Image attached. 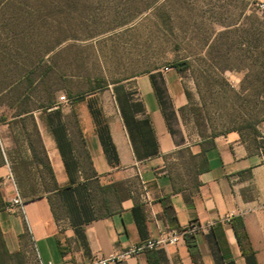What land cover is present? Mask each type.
<instances>
[{
  "label": "crops",
  "instance_id": "crops-1",
  "mask_svg": "<svg viewBox=\"0 0 264 264\" xmlns=\"http://www.w3.org/2000/svg\"><path fill=\"white\" fill-rule=\"evenodd\" d=\"M183 74L171 66L70 90L69 103L2 118L1 251L17 264L30 247L39 264L88 262L198 222L212 225L114 264H264V149L235 130L200 137L172 121L188 104ZM24 123L44 163L26 137L19 150Z\"/></svg>",
  "mask_w": 264,
  "mask_h": 264
},
{
  "label": "rangeland",
  "instance_id": "rangeland-1",
  "mask_svg": "<svg viewBox=\"0 0 264 264\" xmlns=\"http://www.w3.org/2000/svg\"><path fill=\"white\" fill-rule=\"evenodd\" d=\"M255 2L0 0V120L88 93L97 79L106 86L183 63L188 104L170 119L193 136L235 130L264 149V12ZM23 126L19 150L26 137L44 163L35 128ZM24 263L39 264L33 247Z\"/></svg>",
  "mask_w": 264,
  "mask_h": 264
},
{
  "label": "built area",
  "instance_id": "built-area-1",
  "mask_svg": "<svg viewBox=\"0 0 264 264\" xmlns=\"http://www.w3.org/2000/svg\"><path fill=\"white\" fill-rule=\"evenodd\" d=\"M255 5L259 11L264 12V0H256ZM166 69L168 70L169 67H167ZM60 101L63 103L70 102L68 96L66 95L61 96ZM142 189L144 191L146 200H148V190L144 182L142 183ZM13 204L15 206H18L21 211H24L23 201L20 199V197L15 198L13 200ZM211 225L212 223H209L207 224V226H205L198 222H192L188 226H185L183 228L167 229L161 232L157 237L150 238L142 243L132 245L121 252H116L109 256L96 255L88 262H78L74 264H114L121 260L137 256L145 251L167 249L169 246L177 245L183 239L195 236L197 233L201 232L203 229Z\"/></svg>",
  "mask_w": 264,
  "mask_h": 264
},
{
  "label": "trees",
  "instance_id": "trees-1",
  "mask_svg": "<svg viewBox=\"0 0 264 264\" xmlns=\"http://www.w3.org/2000/svg\"><path fill=\"white\" fill-rule=\"evenodd\" d=\"M177 69H179L180 71H185L186 68H187V64H183V63H178L176 66H175ZM96 86L94 89H102L105 87L104 83H103V80L102 79H97L96 80ZM52 104V103H51ZM51 104H49L48 106H50ZM48 106H45L43 108H46ZM168 210V208H167ZM243 229V226H237V232L238 234L240 235V238L243 239L245 237V232L242 231ZM12 258L5 250L3 251H0V264H7L6 263V258Z\"/></svg>",
  "mask_w": 264,
  "mask_h": 264
}]
</instances>
